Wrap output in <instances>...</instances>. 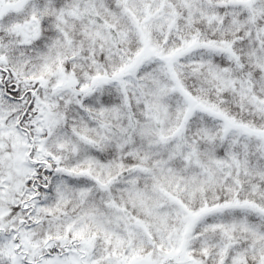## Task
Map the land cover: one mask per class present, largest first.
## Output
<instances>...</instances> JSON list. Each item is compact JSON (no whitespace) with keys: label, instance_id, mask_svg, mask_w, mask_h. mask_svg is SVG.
I'll return each mask as SVG.
<instances>
[{"label":"snow or ice","instance_id":"snow-or-ice-1","mask_svg":"<svg viewBox=\"0 0 264 264\" xmlns=\"http://www.w3.org/2000/svg\"><path fill=\"white\" fill-rule=\"evenodd\" d=\"M0 264H264V0H0Z\"/></svg>","mask_w":264,"mask_h":264}]
</instances>
